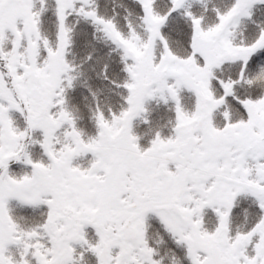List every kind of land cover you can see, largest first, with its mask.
Instances as JSON below:
<instances>
[{
    "label": "snow or ice",
    "instance_id": "6c2138e0",
    "mask_svg": "<svg viewBox=\"0 0 264 264\" xmlns=\"http://www.w3.org/2000/svg\"><path fill=\"white\" fill-rule=\"evenodd\" d=\"M0 264H264V0H0Z\"/></svg>",
    "mask_w": 264,
    "mask_h": 264
}]
</instances>
